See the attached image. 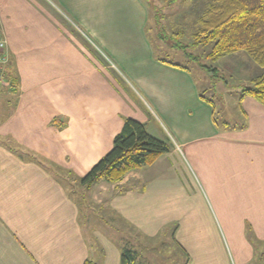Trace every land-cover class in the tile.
I'll return each instance as SVG.
<instances>
[{
    "label": "crops",
    "instance_id": "0c3cea01",
    "mask_svg": "<svg viewBox=\"0 0 264 264\" xmlns=\"http://www.w3.org/2000/svg\"><path fill=\"white\" fill-rule=\"evenodd\" d=\"M144 0H0V264H155L171 227L184 264L264 262V105L221 129L189 68L158 58ZM178 65V66H176ZM173 147L121 181L68 189L125 120ZM91 217V236L81 217Z\"/></svg>",
    "mask_w": 264,
    "mask_h": 264
},
{
    "label": "rangeland",
    "instance_id": "374dc122",
    "mask_svg": "<svg viewBox=\"0 0 264 264\" xmlns=\"http://www.w3.org/2000/svg\"><path fill=\"white\" fill-rule=\"evenodd\" d=\"M150 11L147 28L155 55L189 68L200 93L211 100L215 108V121L219 128H234L244 123L240 96L246 88H252L251 80L262 73V69L245 52L224 56L213 61L209 58L212 45L198 44L196 33L212 0H144ZM3 33V32H2ZM5 35V34H4ZM58 174L69 173L67 183L71 193L79 184V176L72 175L51 161ZM80 189H84L78 185ZM91 217L83 215L81 222L88 236H91ZM173 228L166 229L156 244L150 247V256L155 264H184L186 254L174 242ZM258 264H264L260 259ZM137 264V263H136Z\"/></svg>",
    "mask_w": 264,
    "mask_h": 264
},
{
    "label": "trees",
    "instance_id": "16d2710c",
    "mask_svg": "<svg viewBox=\"0 0 264 264\" xmlns=\"http://www.w3.org/2000/svg\"><path fill=\"white\" fill-rule=\"evenodd\" d=\"M196 40L212 45L209 58L213 61L239 52L248 54L263 71L251 80L252 88L242 91L241 99L252 97L264 105V0H212ZM172 147L170 140L152 136L144 123L128 118L115 136L112 149L79 178L78 185L90 190L101 181L117 183L129 172L153 164ZM137 257V251L125 249L121 264H136ZM85 264L97 263L87 260Z\"/></svg>",
    "mask_w": 264,
    "mask_h": 264
},
{
    "label": "built area",
    "instance_id": "2783aa9c",
    "mask_svg": "<svg viewBox=\"0 0 264 264\" xmlns=\"http://www.w3.org/2000/svg\"><path fill=\"white\" fill-rule=\"evenodd\" d=\"M9 43L4 35L0 32V86L5 85L6 79V69L9 63V54H8Z\"/></svg>",
    "mask_w": 264,
    "mask_h": 264
}]
</instances>
